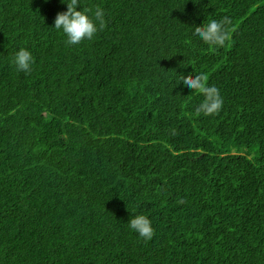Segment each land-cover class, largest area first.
<instances>
[{
  "label": "trees",
  "instance_id": "16d2710c",
  "mask_svg": "<svg viewBox=\"0 0 264 264\" xmlns=\"http://www.w3.org/2000/svg\"><path fill=\"white\" fill-rule=\"evenodd\" d=\"M195 2L81 0L104 27L66 45L60 0H0V264H264V0Z\"/></svg>",
  "mask_w": 264,
  "mask_h": 264
},
{
  "label": "clouds",
  "instance_id": "9594fccd",
  "mask_svg": "<svg viewBox=\"0 0 264 264\" xmlns=\"http://www.w3.org/2000/svg\"><path fill=\"white\" fill-rule=\"evenodd\" d=\"M60 3L66 5V10L56 14L52 26L58 31H62L66 36V45H76L85 39L91 40L99 29L104 27V9L96 7L94 12L91 9H83L81 0H60ZM193 3L199 4L195 0ZM230 23L231 20L228 16H224L220 20L211 19L207 24L196 27L193 36L210 46H224L226 41L230 39V31L227 28ZM11 62L18 71L29 73L34 64V57L31 50L20 47L15 51ZM205 79L206 77L196 74L194 78L191 76L188 78L181 77L185 87L196 90L203 95V100L195 109L198 115L217 113L223 104L220 90L215 85H206ZM172 135L175 136L176 133L173 131ZM128 226L145 241H150L153 238L154 230L151 221L143 214L132 216L128 220Z\"/></svg>",
  "mask_w": 264,
  "mask_h": 264
}]
</instances>
